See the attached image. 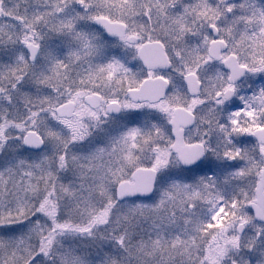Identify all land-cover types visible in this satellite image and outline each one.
Masks as SVG:
<instances>
[{"label": "snow or ice", "instance_id": "obj_1", "mask_svg": "<svg viewBox=\"0 0 264 264\" xmlns=\"http://www.w3.org/2000/svg\"><path fill=\"white\" fill-rule=\"evenodd\" d=\"M0 264H264V0H0Z\"/></svg>", "mask_w": 264, "mask_h": 264}]
</instances>
